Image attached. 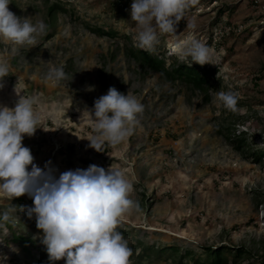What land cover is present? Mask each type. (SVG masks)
I'll list each match as a JSON object with an SVG mask.
<instances>
[{
	"label": "rangeland",
	"instance_id": "374dc122",
	"mask_svg": "<svg viewBox=\"0 0 264 264\" xmlns=\"http://www.w3.org/2000/svg\"><path fill=\"white\" fill-rule=\"evenodd\" d=\"M48 2L66 7L57 12L54 27L47 25ZM132 3L12 0L10 11L34 25L43 21L47 28L36 37L35 46L0 39V59L7 58L10 65L9 75L0 81V106L14 108L16 92L37 98L40 128L22 144L41 169L51 161L58 178L94 164L120 170L132 183L129 198L139 203V211L132 208L117 225L132 249L130 264H194L193 258L181 257L185 250L205 260V247L220 244L244 245L252 254L241 264H260L264 162H256L249 152L264 151V0H198L188 12L198 25L195 35L210 49L212 64L206 65L217 69L209 100L186 84L165 81L157 72L142 73L127 56L125 47L136 46ZM183 21L177 35L186 28ZM89 26L116 34L99 35ZM173 43L174 37L162 35L154 52L165 56L167 64L192 63ZM51 68H63L67 79L46 81ZM110 87L134 96L144 111L133 135L98 152L89 147L94 128L87 111ZM219 91L237 95L235 112L216 100ZM243 132L246 153L229 138ZM32 205L27 195L11 200L0 194V213L16 208L11 225L0 227V257H7L0 263L49 264L35 217L29 219L20 210ZM14 233L29 238V252L12 240ZM143 244H176L180 253L174 258L170 251L142 256Z\"/></svg>",
	"mask_w": 264,
	"mask_h": 264
},
{
	"label": "clouds",
	"instance_id": "9594fccd",
	"mask_svg": "<svg viewBox=\"0 0 264 264\" xmlns=\"http://www.w3.org/2000/svg\"><path fill=\"white\" fill-rule=\"evenodd\" d=\"M10 3L12 0H0V39L17 46H35L36 37L46 32L47 25L43 21L34 25L29 18L18 17L9 10ZM197 3L198 0H133L131 20L135 24L136 46L152 53L160 36H172L181 56L201 66L212 64L209 47L195 35L198 25L187 15ZM182 19L186 28L177 35ZM9 68L8 59H0V81L9 75ZM45 79L55 84L67 79V74L63 68H51ZM16 94L19 99L14 108L0 106V194L11 200L24 195L32 199V206H20V210L26 211L29 219L35 217L49 264L62 259L65 264H130L132 249L117 231V225L132 208L139 211V203L129 198L132 183L112 167L105 170L93 164L87 169L65 171L58 178L51 161L44 169L38 167L31 150L22 144L25 136H34L40 128V116L34 107L37 98ZM216 100L228 111L237 110L238 97L231 91L217 92ZM143 111V104L134 96L110 87L87 111L94 128L89 147L102 152L105 145L123 143L133 135ZM14 211L16 208L11 206L0 213V227L12 221ZM6 259L0 257V261Z\"/></svg>",
	"mask_w": 264,
	"mask_h": 264
},
{
	"label": "trees",
	"instance_id": "16d2710c",
	"mask_svg": "<svg viewBox=\"0 0 264 264\" xmlns=\"http://www.w3.org/2000/svg\"><path fill=\"white\" fill-rule=\"evenodd\" d=\"M59 10H66V7L60 2L49 3L46 9V20L48 27H54L57 20V12ZM184 21L181 20L177 25V28L182 27ZM95 33L99 35H112L116 33L113 30L106 31L101 27H91ZM126 54L129 58L133 59L139 66L142 73L148 71L157 72L162 79L167 82L175 83L181 82L191 87L193 90H197L204 95L205 100H209L210 91L214 87V79L216 77L217 69L210 65H199L186 62H177L173 60L171 63L167 64V59L165 56L157 54L155 52L148 53L145 52L133 44H129L125 47ZM190 65V66H189ZM230 140L236 146L237 149L243 152L247 151L248 141L245 137V133H239L230 137ZM256 162H264V151L262 149H253L252 152H249ZM11 225V222L8 223ZM117 231H121L117 227ZM12 240L18 242L25 250L30 251L28 248L29 238L25 237L22 234L14 233ZM142 256L151 257L153 254L158 256L162 255L165 252L170 251L173 254V257L180 253V247L178 245H169L166 247H157L156 245H142ZM206 259L202 260L201 258L194 257L193 250H185V253L181 257H191L194 259V264H241V262L249 258L252 254L251 250L244 245H225L220 244L219 246H207L205 247ZM260 264H264V255L262 257ZM2 264V263H0Z\"/></svg>",
	"mask_w": 264,
	"mask_h": 264
},
{
	"label": "bare ground",
	"instance_id": "6f19581e",
	"mask_svg": "<svg viewBox=\"0 0 264 264\" xmlns=\"http://www.w3.org/2000/svg\"><path fill=\"white\" fill-rule=\"evenodd\" d=\"M173 44H174V43H173ZM173 44H172V45H173ZM175 53H176V52H175Z\"/></svg>",
	"mask_w": 264,
	"mask_h": 264
}]
</instances>
